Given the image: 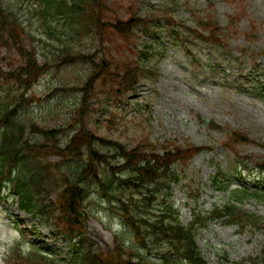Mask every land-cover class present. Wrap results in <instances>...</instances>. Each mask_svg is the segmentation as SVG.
<instances>
[{"label":"trees","instance_id":"1","mask_svg":"<svg viewBox=\"0 0 264 264\" xmlns=\"http://www.w3.org/2000/svg\"><path fill=\"white\" fill-rule=\"evenodd\" d=\"M107 2L0 0V190L8 187L22 209L54 225L57 234L68 238L78 264H209L197 242L199 229L213 222L264 229V217L239 206L251 198L264 203V192L246 189H231L230 199L222 208L215 207L206 215L195 213L190 224L182 221L179 209L171 202L175 184L181 179L178 165L187 164L209 147H183L172 141L162 146V152L151 143L128 148L115 138L98 135L84 123L68 132L62 124H37L30 104L35 98L29 96L43 76L79 65L82 72L78 81L59 85L57 90L64 91L59 96L68 98L75 109L82 105L83 114L97 87L106 85L113 96L137 91L142 69L136 58L149 59L152 51L151 46L148 51L143 49L146 43L141 51L139 45L134 50L132 43L145 36L151 45L156 44L159 34L155 30L175 22L171 18L169 22H153L136 14L126 0L111 3L115 7L110 9L120 14L112 15ZM27 13L31 17L25 18ZM43 18L49 39L40 40L48 52L44 50L40 56L29 25ZM170 29L178 38L183 33L180 26ZM196 32L197 38L210 44L218 41L214 30L210 34ZM106 35L126 44L106 51L102 40ZM87 41L91 45L86 47ZM183 43L181 40L189 50ZM107 66L110 69L105 79L109 82L96 85ZM207 122L216 127L213 121ZM230 140L250 141L249 135L237 131L231 132ZM42 156H59L67 166L60 187L51 181L49 163L41 166ZM258 165L264 169V160ZM217 178L218 174L212 180ZM54 191L55 199L51 194ZM98 197L100 200L95 201ZM102 202L121 227H109L114 246L108 249L85 234L90 205ZM153 254L159 255L158 261ZM7 260L10 264H65L38 248L26 251L17 247L9 251ZM257 263L249 260V264Z\"/></svg>","mask_w":264,"mask_h":264},{"label":"rangeland","instance_id":"2","mask_svg":"<svg viewBox=\"0 0 264 264\" xmlns=\"http://www.w3.org/2000/svg\"><path fill=\"white\" fill-rule=\"evenodd\" d=\"M113 1L107 2L108 10L115 7ZM126 1L136 14L153 22L160 19L169 22V18L175 21L169 22L167 28L155 30L159 34L156 44L151 45L145 36L131 42L134 50L139 45L141 51L146 43L143 49L148 51L151 46L152 51L149 59L136 58L142 69L137 91L113 96L106 85L97 87V94L82 114V105L75 109L68 98L59 96L64 91L57 90L59 85H73L79 79L81 67L68 65L35 84L29 98H35L30 104L37 124L51 127L62 124L68 132L72 126L77 129L84 123L98 135L115 138L128 148L151 143L162 152V146L172 141L183 147H209L177 168L181 179L175 184L171 202L179 209L185 224L191 223L195 213L206 215L215 206L222 208L230 199L231 189H263L264 169L258 162L264 160V0ZM109 13L120 15L114 9ZM31 15L27 13L25 18ZM34 20L33 26L28 20L25 23L42 56L48 50L40 39H49L48 26L44 18ZM173 25L181 27L180 38L172 36ZM196 30L207 34L214 30L218 41L210 44L197 38ZM102 40L106 51L126 44L114 35L103 36ZM181 40L189 50L182 46ZM85 45L90 46L91 42ZM109 69L107 66L96 85L109 82L105 79ZM207 121H213L216 127ZM233 131L249 135L250 141H231ZM42 157L41 166L49 163L51 181L60 187L67 166L59 161V156ZM236 168L244 172L237 174ZM217 174L219 178L213 181ZM4 191L8 192V187ZM10 193L0 197V264H10L9 251L17 247L29 251L41 245L43 253L55 250L53 253L59 258H67L65 264H76L70 260L73 254L69 239L62 233L56 234L55 226L44 219L20 210L17 198ZM51 194L55 199L56 191ZM99 200L100 197L95 201ZM105 206L103 202L90 205L85 234L107 249L114 246L109 227L115 230L121 227ZM239 206L264 217L262 201L251 198ZM197 242L209 264H249L251 259L264 264V229H242L238 224L213 222L197 231ZM46 247L53 250H45ZM153 257L159 260V255Z\"/></svg>","mask_w":264,"mask_h":264}]
</instances>
